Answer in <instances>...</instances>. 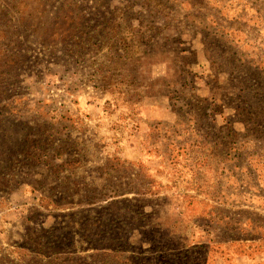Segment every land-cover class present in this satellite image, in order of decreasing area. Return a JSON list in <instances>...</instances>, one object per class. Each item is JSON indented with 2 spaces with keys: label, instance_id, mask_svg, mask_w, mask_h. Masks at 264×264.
<instances>
[{
  "label": "rangeland",
  "instance_id": "obj_1",
  "mask_svg": "<svg viewBox=\"0 0 264 264\" xmlns=\"http://www.w3.org/2000/svg\"><path fill=\"white\" fill-rule=\"evenodd\" d=\"M0 264H264V0H0Z\"/></svg>",
  "mask_w": 264,
  "mask_h": 264
},
{
  "label": "trees",
  "instance_id": "obj_2",
  "mask_svg": "<svg viewBox=\"0 0 264 264\" xmlns=\"http://www.w3.org/2000/svg\"><path fill=\"white\" fill-rule=\"evenodd\" d=\"M45 156H47V154H44ZM45 161H49V158H47ZM72 162L71 160L67 161V162H63V163H60L58 166H59V169L61 172H63V169H67L69 168L71 165H72Z\"/></svg>",
  "mask_w": 264,
  "mask_h": 264
}]
</instances>
